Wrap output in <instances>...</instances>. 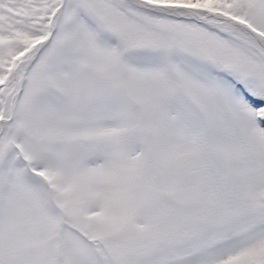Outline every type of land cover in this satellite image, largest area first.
<instances>
[{"label": "snow or ice", "instance_id": "snow-or-ice-1", "mask_svg": "<svg viewBox=\"0 0 264 264\" xmlns=\"http://www.w3.org/2000/svg\"><path fill=\"white\" fill-rule=\"evenodd\" d=\"M0 264H264V0H0Z\"/></svg>", "mask_w": 264, "mask_h": 264}]
</instances>
